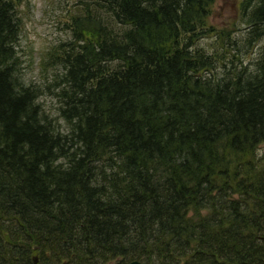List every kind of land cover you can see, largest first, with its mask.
I'll return each instance as SVG.
<instances>
[{"label": "trees", "instance_id": "1", "mask_svg": "<svg viewBox=\"0 0 264 264\" xmlns=\"http://www.w3.org/2000/svg\"><path fill=\"white\" fill-rule=\"evenodd\" d=\"M23 1L0 0V264H264V50L200 45H235L216 0H80L64 133L18 75ZM240 6L255 44L264 0Z\"/></svg>", "mask_w": 264, "mask_h": 264}, {"label": "rangeland", "instance_id": "2", "mask_svg": "<svg viewBox=\"0 0 264 264\" xmlns=\"http://www.w3.org/2000/svg\"><path fill=\"white\" fill-rule=\"evenodd\" d=\"M94 5V0H88ZM243 0H216L209 23L218 30L231 32L237 44L228 40L222 42L215 36L203 38L200 45L208 53L223 56L230 53L240 55L244 63L254 68L255 62L264 50V38L255 44L248 43V25L241 12ZM80 0H24L20 7L23 29L17 46L19 55L18 75L25 84H34L41 89L39 98L45 114L51 118L64 133L68 124L61 117V102L54 86L63 77L64 68L54 62V53L61 45L73 38L72 17L82 11ZM224 54V55H223ZM259 157L264 158V143L258 149ZM36 257V256H35Z\"/></svg>", "mask_w": 264, "mask_h": 264}, {"label": "water", "instance_id": "3", "mask_svg": "<svg viewBox=\"0 0 264 264\" xmlns=\"http://www.w3.org/2000/svg\"><path fill=\"white\" fill-rule=\"evenodd\" d=\"M35 262H37V257H35ZM130 264H141V262L138 260H134Z\"/></svg>", "mask_w": 264, "mask_h": 264}]
</instances>
